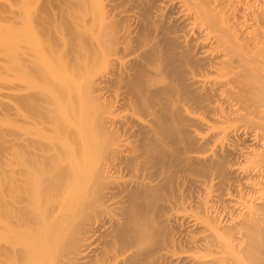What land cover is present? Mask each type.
<instances>
[{
  "label": "bare ground",
  "instance_id": "obj_1",
  "mask_svg": "<svg viewBox=\"0 0 264 264\" xmlns=\"http://www.w3.org/2000/svg\"><path fill=\"white\" fill-rule=\"evenodd\" d=\"M65 1L70 2L72 0H64L63 2ZM76 1L77 2L70 3H80L81 5V1ZM227 1L228 2H226L225 0L223 5L225 7L230 5V10L229 7H227L228 9L226 8V10H224V6H220H223L222 9L224 11L229 10V12L225 13L224 11H222L221 13V8H214L219 10V15L221 14L220 17H222V19H220V17L219 19L223 24L222 26L228 32L227 34H231L229 35L230 37L224 35L226 34V32H222L220 35L217 34V32L214 31L215 29H213L212 27L211 22H215L214 20H217V17H215L217 15L216 13H218L217 10H215L216 13L214 14L215 19L212 17L211 20L209 19L211 22H209L205 19L206 17H204V15H206L207 13L204 14L205 12H202L203 10H200L201 7L199 9V7L197 6L198 4L196 5V2H194V0H95V2H92L95 4L92 5L91 3V7L87 2H85L87 3V5L84 4L85 6L82 4L84 6L81 7L83 11L79 9V6L78 13L79 11H85L84 13H86L87 11L86 14H88V11H90L89 17L88 15L87 17H85V19L87 18L86 21H89V19H91L94 15L95 18L93 17L90 21H93L94 24H99L100 22L99 26L102 30L98 29L100 27L97 28L95 26L97 24L93 25L87 22V24L93 25L95 26L94 28L101 30L99 33L97 32V34L99 35L95 33L92 40H88L89 43L86 40L87 38L85 39L86 36L83 35V37H77L80 40L74 38L72 42L74 43L75 41V44L77 45L79 43H76V41H79L80 44H82V41H86L84 45L88 44V47H86L87 49H94L96 46H98L99 51L95 52L96 58L98 56L97 60H103L102 56L104 52L103 61H109V63H105L107 64L105 65L107 66V71H105V66H103L104 63H102L103 61H97V66L100 65V67L98 66L100 69L104 68V70L99 69V72H101V74L105 72L104 74L100 75V73L98 74L97 72L98 75L95 76L96 73L92 75L95 76L92 80L90 79V76H87V78L89 77L88 79L91 80L90 81L86 79V82L90 81L91 83H85V85L89 83L91 84L89 85V89H87V91L90 90L88 93L90 94V92H92V94H94L93 97L95 96L94 98H96L98 96L100 100L101 97H99V95H107V91L111 93V91L115 89L117 93L114 92L115 90L111 93V95L115 93L114 95H112L114 97L113 102L110 101V98L109 104L104 103L103 101L102 104H106L105 108L106 106L108 107V105L113 106V104H115L114 106L120 107V110L122 107L125 108V110H128L126 109V107L129 108L128 112H132L133 115L136 112L135 109L141 108V110H144L145 113H147L146 117L147 115H149L150 117H152V119L143 116V114L145 113L140 110L141 115L139 113L140 111H137L139 114L136 112L138 116L135 114L137 118L142 117L140 118V121L137 118L136 119L138 121L135 120V116L133 117V115H130V113L122 115L120 114V116H126L120 117L122 119H119L118 117L119 120L113 121L112 118L110 119L109 117V121L105 120V122L107 121L106 123H104V119L103 121L100 120L102 124L99 121L101 124L100 129H103L102 127H104V129L107 130H105L107 133L110 130L112 134L113 129L111 130V128L109 127L115 129L120 128L121 130L118 129L119 131L117 130V133L114 132L116 137L120 131H124L126 133H124L126 136L128 132L132 133V136L138 135L136 137H140L139 134H141L142 136L140 140L137 138V140H139V142H137V144L139 143L140 146L139 149L138 147L133 146L134 149H132L131 152H128L129 154L127 155H120V157H118L119 160L117 159V157L115 158L116 160L112 158L114 161H108L110 158L108 160L104 158L107 161L101 165L99 164L100 162H98L99 167L96 166L98 164L94 162L96 164V167H93L94 171L98 167L95 172L101 170L100 172L102 173L103 169L104 172L106 171V173H108L110 169L116 170V168H119V171L123 170L125 172L126 168L129 171L128 167H132V169H135L137 167L135 171H137L140 175H138L139 177L137 176V178L134 180L129 179L128 182H125L123 180L124 182L120 184L112 183L114 185H112L113 187L108 186V188H106L107 186H104L106 189L99 190L98 192L97 190L99 189V187L101 189V186L98 185L97 189L95 188V190L92 189H94V187H96L97 185L92 186V188H90V193L91 191H96V193L91 194L93 195L92 197H94V202L99 204L98 210L94 209V205L92 208L93 210H95V212H100L99 214L96 212L98 215L96 214L95 217V213L91 215V217L93 216L92 218L90 217L91 213H88L89 215L87 214L88 217L83 213L85 216L82 217V210L79 209L78 212L75 209L79 205V200L78 204L75 203V200L74 203L77 204L76 206L72 205L73 207H75L73 209L76 211V214L74 211L75 215L72 213V210L71 212L70 210H68V212L73 214L72 215L66 212V209H72L71 207L62 209L65 208V205L64 207H61L63 205V202L62 205L58 207L59 204H61V201L64 200H62L61 198L60 201H58L60 194H58V197L57 195L53 197L54 194H52L53 198L50 195V193H54L55 191V194H57V191L59 189H62V191H60L63 192V190H65V194L67 196L66 190L68 189L69 191V187L71 188L70 184H74L72 183V180H76L75 175L72 177L73 179L71 178L72 180H69L70 178H64V176L66 177V173L70 174L67 175V177L73 175L72 169L71 173L63 171L64 176H61L62 169L64 170V168H62L64 163H62V165L61 162L64 159L63 157H67L66 159H64V162H67L71 152L76 151L74 149L77 148H73V142L77 137H75L74 139V137L72 136L73 138L71 137V139L65 133L66 131H64V135H66V137L68 138L66 139L69 140L68 143L70 141L71 143L69 145L67 142L63 144H65V146L68 145L70 150L73 148L70 152L68 147H66V150L68 149L67 151L70 152L68 156H66V154H68L66 150V153H64L63 151L65 147H63L64 149L61 147V142H64V140H62L63 137H58L60 144L58 141L53 142L55 143L54 147L50 146V144L53 146L52 142L50 144L48 143L49 145L44 144V146H46L44 148V152V149L41 148L42 151H40V153L43 152V155L41 154L43 157H41L40 155L41 159H38L41 163L44 161V158H46V156L48 158H50V156H53L55 157L54 159L58 161L59 159H56V157H60L61 155L63 156L61 152H58L59 150L61 151L63 149L62 152L65 154V156H63L62 158L60 157L61 162H57L58 166L56 167L54 165L55 168L60 169L61 172L59 170L56 171L53 167V169H51L50 165L54 163V159H49L52 160V164L49 163L50 161L48 162V160L46 159L47 163H49V166H45L46 162L45 164L43 163L38 165H43L40 167L44 168L45 171H47L45 167H50L51 170H49L51 172L47 171L48 173L50 172L49 174L43 170L49 177L51 175L52 177L53 175H58L53 173L55 171L56 173L58 172L61 174L59 175L61 176L62 180L59 178L60 176H58L59 180H56V176L54 177L55 179L51 177V179L48 178L49 185L47 184V182H44L48 176L46 178L44 177V185H48L47 188L51 187L48 188L49 192L50 189H52V192L49 193L46 190L45 185L44 194L50 195L51 198L49 196L48 197L50 198V200L52 199V202L54 201V198H58V202L55 201L58 204V208L55 207L56 203H54V205L50 206L54 208L51 209V211L60 212L61 208V211L63 210V213L68 214L63 215L61 214L62 212H60L56 213V215H63L61 217L63 220L65 216L71 215V217H69L72 218V220H69V217L67 216V218L65 217V221H72V223L69 221L68 223L73 224V220H75V222L77 223V227L75 223V226L68 225L66 223H64L66 225L61 224L62 226H64L63 229L66 230L65 233L67 232V228L69 226L71 227V229H74L75 227V231L77 233H74L75 231L72 230V234H76L72 237V234L70 235L71 229H69L68 232L71 238L69 239L70 236L68 237L70 241L66 239L67 248H69L68 246H70V248L75 247L74 249L71 248L73 258L71 256L70 257L72 259L68 258L73 260L71 263L135 264L140 260L145 261L146 259L147 261L149 255L152 256L153 253L154 255L155 253H159L160 255L159 260L156 261L155 264H159L161 262L162 264H165L167 259L170 263L172 262V264H217L218 261H220L221 264H226L227 260L228 263L230 262L229 264H242L243 260L241 263L240 256H242L243 254L247 256L246 258H250V263L253 258V260H259L257 251L258 253L261 252L259 250L261 241H264V239L260 240L261 235L264 236V15L258 14V12L256 14L252 12L255 15H253L254 19L257 21V23L254 24L260 25L261 23V25H263L262 29L261 26L260 28L258 27L259 30H262H260L261 32L255 28L259 34H256L257 36L254 35V31L256 30H249L250 32L254 33H252L254 36H256L252 37L250 36L251 34H248L249 31H247L249 28H251L248 27L250 26L248 24V21L247 24H245L244 22L239 23L241 17L239 20L236 17L235 9L239 7L236 8V4L234 5L233 1L230 0V3L229 0ZM83 2L84 1H82V3ZM225 2L227 3V5H225ZM220 3L221 2L217 1L218 7H220ZM211 5L213 7V3ZM66 6H69L68 3L66 4ZM86 6H88V8L90 7L92 10H95L97 8V12H95L97 14L99 12V20L96 19L95 15L97 14H94L93 12L91 13V10ZM93 6L95 7V9ZM245 6L247 5L245 4ZM208 7L210 8L209 4ZM84 8L87 9L85 10ZM245 8L243 7V10ZM212 10L214 11L213 8ZM69 12L71 11L69 10ZM213 13L211 12V14ZM209 17L211 18V16ZM41 20H44L43 16ZM240 21H242V19ZM74 23L76 22L74 21ZM217 23L218 22H216V26L218 25ZM78 25L82 26V23H78ZM78 25L75 26V29H77V31L81 28V26L80 28H78ZM83 26V28L85 29L88 25L86 27L85 25ZM205 26H208L209 28ZM87 28L85 30H87ZM91 28L92 26L89 27L88 31H80L85 35V32L90 33ZM94 28L93 31H91V33L93 32V34L94 31H97L94 30ZM211 30L213 31L211 32ZM73 31L74 37L80 32L79 31L77 33L76 30ZM88 35L90 36V34ZM226 36L228 37L226 38L227 44L225 41V43H222L223 45L220 44L221 42L218 43ZM221 37L222 39L220 40ZM83 38L85 40H83ZM89 38L91 39V36ZM240 40L243 41V43ZM102 41H105L106 43H102ZM101 43L105 45L107 44L105 46L106 48ZM236 43H238L237 46H239V50L237 49V51L235 50L237 47ZM75 44H73L72 46H75ZM161 44H164L165 47L160 46ZM224 44L226 46H224ZM100 45L102 47H99ZM220 45H222L221 47H227L225 49V52H232V56L242 54L241 58H237L240 59L241 62H238V64L236 65L238 66L240 64L239 66L243 67V71H241L242 67L239 68L241 72L236 69L238 67H236V65L234 64L236 67L235 70H238L239 72L235 73V76H230V74L233 73L230 70L229 71L231 73H226V76H234L235 79L233 78L231 80H228V77H226L227 80H224L219 79V76L216 77L224 67L225 63L229 66L231 65V61L233 63L235 62L233 60H236L233 57L231 59L228 58L229 60H225L224 58L225 56H227V54L222 51L221 48H217L219 51L215 48L216 46ZM242 46L244 48L246 47L243 53L242 51L244 49L242 48ZM161 47H163V49L160 50H164L163 52L159 50V48ZM78 49L79 48H76L75 52L78 53ZM82 49L85 48L82 47L79 50V53L80 51L83 52ZM90 49L88 50L89 52L92 51L93 56V49ZM102 49L103 52L101 53L100 51ZM85 50V53L83 52L85 55H83V53L82 55L85 56V58L87 57L91 60L93 57L90 56L91 54H87L88 50L87 52ZM240 50L241 53L236 54L238 51L240 52ZM99 55H101V57H99ZM106 55L110 56L109 58H107V60H105V58L107 57ZM158 58H160L161 61H158ZM94 59L92 60L95 62ZM153 59H156L154 60L156 65H158V62H164L163 65H165L164 67L166 69L165 73L168 72L167 76L170 77L166 82L164 81L162 84L157 83V81L162 82L163 79H161V81H154V78H156L153 77L155 72L154 70H158V68L155 69L154 67L153 70V67H150V63H153ZM252 63L258 64H253L254 67H252L250 66L252 65ZM93 65L95 66L96 63H94ZM97 66L92 68H97ZM232 67L233 66H231V69ZM227 69L230 68L228 67L226 68V70ZM94 70L95 69H92V71L89 70V75H91ZM157 74L158 73L156 72L155 75ZM220 74L222 75V73ZM242 87L245 89L242 90ZM238 88H240L242 91ZM111 95H109L108 97H110ZM11 97L12 91L10 88L0 89V147L1 145H11V142L14 140L9 134L11 128ZM97 106H99V102ZM113 119L115 118L113 117ZM96 123V125L100 126L98 122ZM96 125H94V127H96L95 130L97 132L98 129ZM69 129L70 131H72V128ZM76 131L77 130L74 128L73 132L76 133ZM100 131L105 133L104 130ZM111 138L113 141H117L118 143V139L120 137H117V139H114L113 137ZM137 140H135V143ZM76 142L75 147L77 145ZM135 143L134 145H136ZM110 144L115 146L116 143L112 144L111 142ZM119 145L120 144H118V146ZM41 146L43 145L41 144ZM47 146H50V149L46 151V149L49 148ZM114 148L112 149V151L115 150ZM106 149L108 148L106 147ZM77 150H79V148ZM57 153L61 155L59 156ZM76 153V159H79L77 158L78 152ZM78 157L80 156L78 155ZM73 158L74 157H72L71 161H73ZM80 158L82 159V156ZM83 158V160L86 159V154L85 156H83ZM100 158H102V156ZM141 158H143L144 160ZM238 159L241 160V162L244 161V163L250 162L249 164L251 166L248 164H240V166L238 164V166H235L236 163L234 164V160ZM39 161L38 163H40ZM71 161L70 159L68 160V162ZM141 161L143 162V164ZM74 162H76L75 158ZM256 162H261L262 166H254V163ZM35 163H37V161ZM251 163H253V165ZM59 164L62 165L61 168L59 167ZM65 164H69V168L72 167V164L70 163ZM79 164L80 161L77 162V165ZM141 164L143 165V167L151 166V169H154L153 167H157V169L155 168V172H152L153 170H147L148 172L145 171L147 168L144 170L142 169V171ZM73 165L76 164L74 163ZM65 166L67 167V165ZM76 166L74 168V173L77 172L76 168L78 169V166ZM80 169L84 171V168ZM52 170L55 171L52 172ZM34 172L36 171L34 170ZM34 172H32L31 174H33ZM29 173L30 171L27 172L28 175H30ZM134 173L137 174L136 172ZM77 176L79 177V175ZM9 178H7L5 182L2 183V185L0 183V186L2 188L4 184V186H9L11 184L10 181H12V179L8 180ZM81 178L82 177H80L79 179ZM80 182L83 181L81 180ZM185 182L186 184L188 182V186L190 188H186V184L184 185ZM64 186L69 187L65 188ZM182 188H186V191L184 192ZM74 189H77V187ZM72 191L75 190L72 189ZM87 193L86 196H88ZM68 196H64L67 201L71 199L68 198ZM89 197L91 198V196ZM93 199H89L90 202H93ZM84 203L85 202H83L82 204ZM96 203L94 204L96 205ZM84 205L86 206V204ZM90 205H92V203ZM101 205L106 208L105 211L102 210L101 212L99 210L101 208ZM85 206L82 205V208H84ZM86 207L84 209L89 210V207ZM104 207H102V209ZM42 212L40 214L43 215ZM239 212L241 214H239ZM45 213H47V211ZM45 213L44 215L48 214L47 216H49L50 210L47 214ZM53 213L51 212V215L55 217ZM38 214L39 213H37L36 215L34 213V215H36L35 218L37 219V221H39L40 219L38 217ZM42 215L41 218L46 219L47 216L44 217L43 215L42 217ZM59 216L58 219L62 220ZM72 216H75V219H73L74 217ZM54 217L51 218L55 220ZM84 217H87V223H85L86 221L83 220ZM46 220L43 222L47 225V223H49V219ZM51 221L52 220H50V222ZM167 221H170L172 223L174 221L179 224L180 238H178V236L176 237V235V238L173 236V234L175 233L174 231H171V233L173 234L168 232L169 225L167 226ZM55 222H58V225ZM55 222H51L50 224H55L54 227H58L55 228V230H59L60 222L57 220H55ZM185 223L187 224L185 225ZM37 225H39V223H37ZM51 225L49 226L48 224L47 228L48 226L51 227ZM62 226L60 228L61 230ZM237 226L241 227L242 237H239L240 234L238 236L234 234V230H236L235 227ZM45 229L46 228L44 227V231L46 232L51 231V234L52 232H55V234L51 235L55 236L53 237V243H56L55 239L59 233L60 235L65 234L61 233L64 231L60 230L61 232L57 231L58 234L56 235L57 232L52 227L50 230ZM62 237L65 238L66 235ZM97 238H101L102 242L96 245L95 241H97ZM165 238H167V240H165ZM58 239L61 238L59 237ZM175 240H178L179 243ZM64 242H60L61 246ZM91 243H94L93 246L95 245V247L93 248V253H91L92 250H90V253L93 255L88 254ZM174 243H178L179 245L177 244V246L180 247L181 245H185L183 247H188L189 250H191V248L196 249V251L201 250L200 252H203V254L201 253L202 255L200 254L198 256L187 254V250L183 249V247H181L180 249L181 252L172 251V253L169 254L168 248L172 244V246H175ZM164 244H166V246H164ZM63 245V247L65 248V243ZM163 247L165 248L164 251H166L167 248V253L161 250ZM67 248H65L64 251ZM173 248L175 249L176 247ZM237 249L243 251L244 253L242 252V255L237 254ZM221 252H224V255H226L225 253H227V256L221 257ZM250 254L253 258L250 257ZM85 255H87L89 258L80 260V258H83ZM238 255L240 259L238 258ZM255 256L257 258H255ZM221 260L225 261L222 263Z\"/></svg>",
  "mask_w": 264,
  "mask_h": 264
},
{
  "label": "rangeland",
  "instance_id": "obj_2",
  "mask_svg": "<svg viewBox=\"0 0 264 264\" xmlns=\"http://www.w3.org/2000/svg\"><path fill=\"white\" fill-rule=\"evenodd\" d=\"M63 1L64 0H0V89L10 88L12 91V97L10 99V102H11V104H10L11 128H10L9 134L11 135L12 139H14L11 142V145L10 144L8 146L7 145H1L2 148L0 147V181H1L0 183L2 185V183H4L5 180L9 177H11V178H9L8 180L12 179V181H10L11 184L9 186H4L5 184L3 185V188L0 186V264H59V262H60V264H68V263L73 264V263H71L73 261V260H71L73 258L71 248L74 249L75 247L70 248V246H68L70 248V250H69V248H67V240L66 239H68V237L72 234V230L75 231V227H74V229H71L70 226L69 227L67 226L68 228L67 227L66 228L68 230L65 233L66 230L63 229L64 226H62V225L64 223H66L68 225H73V226L76 225V227H77V223L75 222V220H73L75 225H74V223L73 224L68 223L69 220H72V218H70L71 215H67L68 217L70 216L69 220L66 219L68 221H65V217L67 218V216H65L64 220H63L61 218L65 214V213H63V210L61 211V208H60V212H62L61 214H63V215L61 216V214H60V216H59V215H56V213H60V212L51 211V209H54V208H52L50 206H52V205H54V203H56L55 207H57V205H58L57 202L60 201V199L62 198V200L64 199L65 202H64V200L61 201V204H59L58 207H60V205H62V202H63V205L61 207H64V205H65V208H62V209H66V208L71 207L72 209H70V208L66 209L67 210L66 212H68V210H70V212H71V210H72V213L74 214L75 210H73V209L75 207H73L72 205L76 206L78 204V200H79V205L81 207L78 205L77 208L78 207H80V208H78V209L75 208V209L78 212H79V209L82 210V217L87 215L88 213L89 214L91 213L90 217H91V215H93L95 213L94 214V217H95V215L97 213L99 214L100 212H98V211H96L97 213L95 212L96 209L98 210L99 204L94 202V199H93L94 197H92L93 196L92 194L96 193V191L95 192L91 191L92 194L90 193V188H92V186L97 185L92 190H95V188L97 189L98 185L101 186V189L99 187V189L97 190V192H98L99 190H103V189L108 188V186L111 187L115 183L120 184V183H123L124 181L128 182L129 179L134 180L137 178L138 175H140L137 171H135V169L137 167L135 169L134 168L132 169V167H128L129 171L126 168L125 172L123 170H122L123 172L119 171V168H116V170L112 169L113 171L110 169V171H108V173H106V171L104 172L103 169H102V173L100 172L101 170H98L100 173L98 171L95 172L98 169L99 164L101 165V164L105 163L109 158L110 159L108 161H110V160L114 161V160H116L115 159L116 157L119 160L118 157H120V155L129 154L128 152H131L132 149H134L133 146L138 147V149H139L140 146H139V143L137 144V142H139L142 135L139 134L140 137H136L138 135H133L134 136L133 137L132 133L128 132L130 134V136L128 133L126 136L125 135L126 133L124 131H120L121 133L119 132V134H118L119 136L117 135V137H120L119 138L120 142L118 139V143H117V141L116 142L113 141L111 137H113L114 139H117L114 132L117 133L119 130H121L120 128L115 129V128L109 127V128H111V130L113 129L112 134H111L110 130L107 133L106 132L107 130L104 129V127H102L103 129H100L101 124H102V122L100 120L103 121V119H104V123H106L107 121H109V117H110V119L112 118V120L114 121V120L122 119L120 117L126 116V115L120 116V114L122 115V114L130 113V115L131 114L133 115V113L128 112L129 108H127V107H126V109H128V110H125V108H123V107L120 110V107L114 106L115 104H113V106L108 105V107L106 106V108H105L106 104L105 105L102 104L103 101H104V103L109 104V98H110V101L113 102L114 97L112 95H114L115 93H113L112 95H111V93L115 89H113V91H111V93H109V91H107L106 92L107 95H105V94H103L101 96L99 95V97H101L100 100H99L97 95H96L97 96L96 98H98V99L94 98L95 96L93 97L94 94H92V92H90V94H89L88 92L90 90L87 91V89H89V85H91L90 81L99 73H100V75L105 73L102 71L103 73L101 74V72H99L100 65H98L99 67L97 66V64H98L97 61L100 60V59L97 60L98 56L96 58V53H95V52L99 51L98 46L95 45L97 48L96 47L94 49L92 48L93 52L95 54V55L93 54V56H92V51L89 52V50H88L90 48H88V49L86 48V47H88L87 46L88 44L84 45V43L86 41H84V42L82 41L81 42L82 44H80L79 41H76V43L78 42L80 45L79 44L76 45L75 41H74V43L72 41L74 38H77V37L80 38L83 35V36H86L85 39L87 38L86 40L88 42V40L89 41L92 40L95 33L97 34V32L99 33L102 30L101 27L99 26L100 22H99V24L95 23V24H97V25H95L93 23V21L92 22L90 21L94 17V15L92 16V14H91L92 18L90 17L91 19H89V21H86L87 18L85 19V17H87V15L89 17L90 11H88V14H86L87 11H86V13H84L85 11L82 12L83 9H81V7H84L85 5H87V3L91 7L93 4H95V3H92L93 1L95 2V0H78V2L81 1V5L85 4L84 6L83 5L81 6L80 3L71 4L72 2H77L76 0L70 1L71 3L69 1L68 2L67 1L63 2ZM82 1H84V2L82 3ZM209 1H211V2H209ZM217 1L221 2L219 4V6H220V5L224 4L225 0L224 1H222V0H208V1L207 0H194V2H196L195 4L196 5L198 4L197 6L199 7V9L201 7L200 10H203L202 12H205L204 14L207 13L206 14L207 16L204 14L203 15H204V17H206L205 19L209 22H211L210 20L212 19V17L214 18V14L216 13L215 10H217L215 8H218V9L221 8V13H222V11L226 10L227 7H229V10H230V5H229L230 0L228 3L229 6L225 7L223 5L225 8L224 10L222 9L223 6L218 7ZM231 1L234 2V5L236 4L235 5L236 8L239 7L237 9H235L237 19L239 20L240 17L242 19V21H240L241 19L239 20V23L244 22L245 24H247V21H248V24L250 25L248 27L252 28V29L251 28L248 29V27L246 25V27L248 29L247 31H249V30L254 31L256 29L258 31H260L263 28L262 26L264 24L263 25H261V23H260V25L254 24V23H257V21L254 19L253 13L256 14L258 12V14L264 15V2H263L264 0H252V1L251 0H240V1L235 0L237 3L234 0H231ZM85 2H87V3H85ZM226 2H228V1L226 0ZM247 2H248V4H247ZM257 2H258V4H257ZM67 3L70 6V7L68 6L69 8L66 6ZM91 3H92V5H91ZM212 3H213V7L211 5ZM244 3L248 6V8H247V6H245ZM208 4L210 5V8L208 7ZM225 5H227V3ZM79 6H80V8H79ZM88 6H86V7L88 8ZM90 7L88 9L91 10V13L93 12L94 14H97L96 13L97 8L95 9L96 6L94 7L95 10H92ZM243 7L244 8L246 7L245 8L246 10L245 9L243 10ZM78 8L80 10H82V11H79V13H78V10H79ZM212 8L214 9V11L212 10ZM69 10L71 12H69ZM74 10H75V12H74ZM229 10L224 11V12L227 13V12H229ZM241 10H242V12L243 11L244 12L242 13ZM210 11L212 13L213 12L214 13L211 14ZM217 12L218 13H216L217 15L215 16V17H217L216 18L217 20H214L215 19L214 18L213 20L215 22H211L213 29H215L214 31L217 32V34H219V35L222 32H224V33L226 32V34H224V33L223 34L230 37L229 35H231V34L230 33L227 34L228 32L222 26L223 24L220 20V19H222V17H220L221 14L219 15V10H217ZM42 16L44 17L43 21L41 20ZM95 16H96V19L99 20V18H100L99 12ZM209 16H211V18ZM219 17H220V19H219ZM244 18L246 19V22H245ZM98 20H97V22H98ZM252 20H253V22H252ZM74 21L76 23H74ZM87 22L95 25L97 28L100 27L98 29H101V30L94 28L95 26L87 24ZM216 22H218L217 23L218 27L216 26ZM78 23L79 24L82 23V26L78 25ZM74 24L78 25L77 26L78 28H80V26H81L82 29L80 28L77 31V29H75L76 25H74ZM83 25H85V27L88 25L87 26L88 28L86 27L87 30H85L86 28L85 29L83 28L84 27ZM256 25H258V26H256ZM91 26H92V28L90 29L91 31H93V28H94V30H97V31H94V34H93V32L91 33V31H90V33L85 32V35H84V33H82V32L84 30L88 31L89 27H91ZM260 26H261V29L259 30ZM205 27H208V26H205ZM73 30H76L77 33L80 30H82V32L80 31L78 34L76 33L77 35L75 34L76 36L74 37V35H73L74 31ZM212 31L213 30H211V32ZM256 31H254L255 34L253 32H250V31L248 34H251L250 36L253 37L254 35L258 34V31H257V33H256ZM88 34H90L91 39L89 38L90 36ZM223 34H222V36H223ZM72 35H73V38H72ZM97 35H99V34H97ZM227 36L224 39H222V37H221L220 40L221 39L222 40L219 41L218 43L221 42L220 44H222L224 41L226 42V40H227L226 38H228ZM256 36H254V37H256ZM79 38H77V40H80ZM85 39L83 38V40H85ZM103 42L106 43L105 41H102V43ZM241 42L243 43V41H241ZM72 43L75 44V46H72L73 45ZM226 44H227V42H226ZM237 44L238 43H236V46H237ZM102 45L105 47L107 44L106 45L102 44ZM222 45L216 46L215 47L216 50H218L217 48L219 47V48H221L222 51L225 52V49L227 47L226 48L224 47V46H226L225 44L223 47H221ZM160 46L165 47L164 44L163 45L161 44ZM82 47L86 49V50L82 49L83 52H84V50L86 52L88 50L87 54L88 55L91 54L90 56L93 57L92 59H94V57H95V59H94L95 62L92 59H91L92 60L91 61L89 58H87V57L85 58V56H83V55H85L84 54L85 52L83 53L82 51H80V53H79V50ZM99 47H102V46L100 45ZM163 47L159 48V50L163 49ZM238 47L239 46L236 47V49H235L236 51H237ZM76 48H79L77 50L78 53L75 52ZM242 48L244 49L242 51V53H243L245 51L246 47L244 48L242 46ZM92 49H90V50H92ZM99 49H101V48H99ZM160 51L163 52L164 50L163 51L160 50ZM100 52L102 53L103 49ZM100 52H98V53H100ZM106 52H105V54H106ZM82 53H83V55H82ZM239 53H241V50H240V52L238 51L236 54H239ZM226 54H227V56H225V58H224L225 60H229L232 57L235 58L236 60H233V61H235L233 63L231 61V65H229V66L225 63L222 70L217 74L216 77L219 76V79H224V80H227L226 77H228V76H226V75L231 73L230 71L233 72L232 74H230V76H232V75L235 76L236 75L235 73H238L240 71L239 68L242 67V66H239L240 64L238 66L236 65V64H238V62L239 63L241 62V60L237 59V58H239V57L241 58L242 54L234 55V56H232L233 55L232 52L226 53ZM99 57H101V55H99ZM102 57L104 60V52H103ZM109 57L110 56H107L105 58V60H107V58H109ZM160 58H158L159 59L158 61H161ZM156 59H153L152 60L153 63H150V67H153V70H154V67H155V69L158 68V70L157 69L154 70L155 72H154L153 77H156V78H154L155 80L154 79H152V80H154L156 82V80L161 81V79H163L162 82L157 81V83L162 84L164 81L166 82L167 79H169L170 77L167 76L168 72L165 73L166 69L164 67L165 65H163L164 64L163 60H162L163 63H159L158 61H156V62H158V65H156V63L154 62V60H156ZM150 62H151V60H150ZM242 62H244V61H242ZM94 63H96L95 66H97V68H92V67H95L93 65ZM102 63H104V65L103 64L102 65L105 66V65H107L105 63H109V61H107V62L103 61ZM234 64L238 68H236ZM253 64L254 63H252V65H250V66L254 67ZM257 64L258 63H255L254 65H257ZM108 65H110V64H108ZM226 65L230 68V69H227L228 71L230 70L229 72L226 70V68H228ZM103 66H102V68H103ZM231 66H233L232 69H231ZM106 67L107 66H105V71H107ZM235 68L238 69L239 71L238 70L236 71ZM92 69H95V70L91 75H89L90 74L89 70L92 71ZM241 69H242L241 71H243V67ZM100 70H104V68L100 69ZM234 70H235V72H234ZM97 72H98V74H97ZM156 72L158 73L157 75H159V74L160 75L159 76L155 75ZM220 73H222V75ZM94 74H95V76H92ZM224 74H225V77H224ZM220 75H221V77H220ZM87 76H90L91 80L88 79L89 77L87 78ZM230 76L228 77V80L229 79L231 80L233 78L235 79L234 76L233 77H230ZM157 77H158V79H157ZM86 79L90 80V81L87 80L88 82H90L87 85H85V83H88V82H86ZM238 89H240V88H238ZM241 89L244 90L245 88L242 87ZM241 91H240V94H241ZM114 92L117 93L116 90ZM109 95H111V96L108 97ZM98 102H99V106H97ZM47 104H48V106H47ZM110 108L112 111L110 110ZM122 109H123V111H122ZM259 109H261V108H259ZM108 110H109V112H108ZM135 110L137 112V111H140L141 108H139V109L137 108ZM135 110H132V111H135ZM141 111H143L145 113L144 110H141ZM141 111L139 112L140 115H141ZM136 112H135V114L137 115L138 112L137 113ZM135 114L133 115V117L135 116L134 119L135 120L138 119L140 121V118H142V117L137 118ZM146 114L147 113L143 114V116L146 117ZM127 116H128V114H127ZM113 117L115 119H113ZM118 117H119V119H118ZM146 118L152 119V117H150L149 115H147ZM105 120H107V121L105 122ZM141 120H143V119H141ZM95 121L98 122V124H100V122H101L100 126L96 125L97 123ZM144 122H147V121H144ZM72 123H74V124H72ZM148 123H149V121H148ZM94 125L97 126V129H98L97 132L95 130L96 127H94ZM92 127H93V129H92ZM62 128H64V129H62ZM69 128H72V131H70ZM74 128L77 130L76 133L73 132ZM99 129L104 130V131L106 130V131L104 133V132H101ZM61 131H63V132H61ZM64 131H66L65 133L70 138L72 136L74 137V139H75V137H77L76 140H74V142H73L74 143L73 148H77V149L79 148V150L74 149V150H76V151L73 150L75 153L71 152L73 149L71 147L72 145L70 146L72 148L71 150L68 146L71 143V141L68 143L69 140H67L68 138L66 137V135H64L65 134ZM109 132H110V134H109ZM58 137L59 138L63 137L62 140H64V142L61 140L62 146L61 145L60 146L62 148L65 147V149L63 148L64 150L63 149L62 150L64 151V153H66V152L68 153V154H66V156H68L70 154V152H71V154L74 153V154H72L73 156L71 154H70L71 156L69 155L70 161H71L72 157L75 158L76 162H74V158H73V161H71V162H74L76 165H77V162L80 161L81 165L80 164L77 165L78 169L76 168V171H77L76 173H74V171H75L74 168L76 166V165H73L74 163L68 162L69 159L67 160V162H64V159H66L67 157H63V156H65V154L62 152V150L61 151L59 150L58 152L59 153L61 152V154H63V156L61 154L57 153L59 156L61 155L60 156L61 158L62 157L64 158L62 160V162L60 160L61 158L58 157L57 155H56L57 156L56 159H59L58 161H56L54 159L55 157H53V156H50V158H48L46 156V158H44V161L42 163L39 161L41 159V157H43L42 155H43V152L45 151L44 148L46 146H44V144L47 145L48 143L50 144L51 142L53 143L54 141L59 142ZM137 138L139 140H137ZM32 140H33V142H32ZM135 140H137L136 143H135ZM65 142H67L68 145L65 146V144H63ZM75 142L77 144L76 147H75ZM108 142H109V144H108ZM111 142H112V144L116 143L115 146L111 145L110 144ZM134 143L136 145H134ZM41 144L43 146H41ZM59 144H60V142H59ZM104 144H106V145H104ZM118 144H120V145L118 146ZM54 145H55V143H53V146L50 144L51 147H54ZM50 146H47L49 148H47L46 151L50 149ZM66 147H68L70 152L67 151L68 149L66 150ZM106 147L108 149H106ZM114 147H117V148H114ZM41 148L44 149L42 153H40V151H42ZM113 148L116 151L115 150L112 151ZM65 150H66V152H65ZM117 151H118V153H117ZM76 152H78V155L80 157L82 156V159L80 157H78V155H77V158H79V159H76V154H77ZM85 154H86V159L83 160L85 158V157L83 158V156H85ZM40 155H41V157H40ZM46 155H47V152H46ZM101 156H102V158H100ZM51 157H53V158H51ZM104 158H106L107 160ZM46 159L48 160V162L50 161L49 163H51V164L54 162L52 165H50L51 169L54 168L56 171L59 170L60 172H61V170L58 168H55V166L56 167L58 166L57 162H59V161L61 162V164L64 163V165L62 164L63 167L61 164H59L60 168L61 167L64 168V170L62 169V175L58 172L56 173L55 170H52V172L55 171V172H53L54 174H58V175H53V177H52L51 174H53V173H51L50 174L51 178H54L56 176L57 177L56 180H59V178L61 179V176H64L63 175L64 172L67 171V172L71 173L73 171V173H72L73 175L71 174L72 176L67 177V175H70L67 173H66V177L64 176V178H70L69 180H72L73 179L72 177L74 175L76 177V180H74V179L72 180V183H74V184H72V185L70 184L71 188L69 186H66V187L64 186L65 188L69 187V191L67 189L66 193H67V196L68 195L70 196V197L68 196V198H71V199H69L70 201L69 200L67 201V199L65 198V197H67L65 194V190H63L65 195L63 194V192H61L62 189H59L57 191V194H55L56 191L54 193H50V192H52V189H50V192H49L48 188H51V187L47 188V186L49 185L48 181L51 178L46 173H48L47 171H50L51 169H50V167L49 168L45 167L46 165L49 166V163H47ZM49 159H52V160L54 159L55 161L52 162V160H49ZM141 159H143V158H141ZM36 161H37V163H35ZM38 161L40 163H38ZM45 162H46V164H45ZM94 162H96L97 164H98V162H100V163L98 165H96ZM43 163L45 164L44 167L46 168L47 171H45L44 168L40 167L43 165H40V166L38 165V164H43ZM65 163L72 164V167L69 168V164H65ZM84 163H86V164H84ZM245 163H244V161L241 162V160H239V159L234 160L235 166H238V164H239V166H240V164L250 165L249 164L250 162H248L246 164ZM33 164H35V165H33ZM142 164H143V162H142ZM142 164H141V166L143 167ZM251 164L253 165V163H251ZM254 164H255L254 166H256V165L262 166L261 162H256ZM65 165H67V167ZM95 165L98 167H97V169L95 168L96 170L94 171L93 167H96ZM79 167L84 168V171L82 169H80ZM142 167H141V170L142 169L144 170L147 168L145 171H147V170L152 171L153 170L152 172H155L157 169V167H153L154 169H151L152 168L151 166H150L151 168L149 166L148 167L146 166L143 168ZM67 168H68V170H67ZM148 168H150V169H148ZM33 169L36 172H34ZM71 169H72V171H71ZM121 169H123V168H121ZM132 170H134V171H132ZM29 171H30V173H29L30 175L27 174V172H29ZM93 171H94V173H93ZM32 172H34L35 174L34 173L31 174ZM134 172H136L137 174H135ZM77 173H79V174H77ZM76 174L79 175V177ZM99 174H101V175H99ZM58 176H60V177L58 178ZM18 177H19V179H18ZM44 177L45 178L47 177V178L45 179ZM80 177H82V178L79 179ZM103 177H105V178H103ZM44 179H45L44 182H47V184H48V185L45 184L46 186L44 185V182H43ZM81 180L83 182H80ZM108 184H110V185H108ZM185 184H186V182L184 183V185ZM44 186L46 187V190L50 193L51 197H52V194H54L53 197H55L56 195L58 197V194L61 195V197L59 195V199L57 198L58 201L56 198H54V201L52 202L51 201L52 199L50 200V198H51L50 195L44 194L45 193V187ZM104 186H107V187L105 188ZM185 186H186V188L189 187L188 182ZM43 187H44V189H43ZM76 187H77V189H74ZM186 188L185 189L182 188L184 190V192L186 191ZM72 189L75 191H72ZM39 192H40V194H39ZM59 192H61L62 194ZM68 193H71V194L73 193V194L71 195ZM86 193L88 196H86ZM174 194H175V192H174ZM45 196L47 199L45 198ZM89 196H91V198ZM85 197H86V200H85ZM89 199H93L92 200L93 202H90ZM75 200H76V202H75ZM55 201H57V202H55ZM81 201H82V203L85 202L84 204H86V206L90 205L91 203H92V205H90L91 207L88 206L89 207L88 208L84 204H82ZM74 202L77 204H75ZM94 203H96V205ZM67 204H68V206H67ZM69 205H71V206H69ZM82 205L85 206L86 208H88L91 212L89 210L84 209L85 207L82 208ZM93 205H94L95 210H93V208H92ZM102 207H104V206L101 205V208L99 209L101 212H102V210L103 211L106 210L105 207L103 209H102ZM36 208H37V210H36ZM44 209L45 210L47 209L46 210L47 213L50 210L49 216L51 215V212L52 213L54 212L53 214L55 215V217L53 215H51L50 217L47 216L48 214L45 213L46 211ZM42 210H43V212H42ZM83 210L86 212H84ZM55 211H57V210H55ZM92 211H93V213H92ZM36 212L39 214L42 212L43 215H44V213L47 214V215H44V217L47 216L46 219H49L48 220L49 223H47V225L49 224V226L51 225L50 224L51 222L54 223L55 220L59 221L60 222L59 223L60 224L59 230L58 229L55 230V228H58V227H54L55 224L54 225L52 224L51 227L54 228V230L56 232L57 231L59 232L61 230L60 228L62 226L61 231H64V232H61V231L60 232L65 233L64 235H66V237L65 238L62 237L64 235L63 234L60 235V233L58 234V232H57L56 235L58 234L61 239H58L59 237L57 235V237L55 239L56 243H53L54 242L53 237H55V236L54 235L51 236V235L55 234V232L54 233L52 232V234H51V231H48V232L44 231V227L48 230H50L51 227L48 226V228H47V225L43 222L46 219L41 218L42 214H40V215L38 214V217L42 221L40 219H39V221H37V219L35 218L37 215ZM70 212H68V213L72 214ZM240 212H239V214L242 213V212L241 213ZM34 213L36 215H34ZM68 213H66V214H68ZM75 214H76V211H75ZM43 215H42V217H43ZM88 215H87V217H88ZM58 216L64 222L62 220H59ZM51 217H54L55 220H53ZM56 217H57V219H56ZM72 217H74L73 219H75V216H72ZM87 217L86 218L84 217L85 219L83 218V220L86 221L85 223H87ZM89 218H88V220H89ZM50 220H52V221L50 222ZM40 222H43V223H40ZM46 222H47V220H46ZM61 222H63V223H61ZM69 222L72 223V221H69ZM37 223H39V225H37ZM168 223H170V224H168ZM168 223H167V226L171 225L170 228L168 226V232L171 233V231L172 232L174 231L178 235L175 233L174 234L171 233V234H173L174 237L176 235V237L178 236V238H180L179 237L180 236L179 235V233H180L179 224L174 222V221H173L174 226H173L172 222L169 221ZM66 224H64V225H66ZM186 224L187 223H185V225ZM174 227H175V229H174ZM238 227H240V226L235 227L236 230H234V234L237 236L240 234L239 237H242L241 227L240 228H238ZM69 229H71L70 235L68 232ZM178 230H179V232H178ZM74 233H76V231ZM74 233L72 234V237L77 234V233L76 234H74ZM67 234H68V236H67ZM70 238H71V236L69 237V239ZM262 239H264L263 235H261L260 240H262ZM165 240H167V238H165ZM175 241L177 242L178 240H175ZM60 242L65 243V246H66L65 248H67L65 251H64L65 248L63 247L64 243L61 246ZM100 242H102L101 238H99V239L97 238V241H95L96 245L98 243L100 244ZM178 243H179V241H178ZM178 243H176V244L174 243L175 246H172L173 244L170 245L172 250L169 247L168 248L169 251L167 250V248H166V251H168L169 254L172 253V251L173 252H179L181 247H183L185 245H181V247H180V246H177ZM259 243H260V241H259ZM263 243H264V241L263 242L261 241V245L259 244L260 245L259 250L261 252L258 253V251H257L258 258H259L258 261H257V259L253 260L254 258L251 257V254H250V257L253 258L251 260V263L253 261H255L252 264H259V263L264 264V262H263L264 261V259H263L264 258V251H263L264 250V244ZM93 244L94 243L90 244V247L88 250V254H90V255H93V254H91V253H93V248L95 247V245L93 246ZM164 246H166V244H164ZM173 247H176L175 248L176 250ZM183 249L187 250V254H190L193 256H198L201 253L203 254V252H200L201 250L196 251V249H194V248H191V250H189L188 247H186V248L183 247ZM90 250H92V252ZM161 250L164 251L165 248L163 247ZM166 251H164V252L167 253ZM197 252H199V253H197ZM224 252L220 253L221 257L227 256L228 250H227V253H225L226 255H224ZM236 252L239 255H242L244 253L243 251H240L238 249L236 250ZM213 253H215V252H213ZM222 253H223V255H222ZM220 254H219V256H220ZM216 255H217V253H216ZM239 255H238V258H239ZM256 256H255V258H257ZM242 257H243V259H242ZM246 257L247 256L244 254L242 256H240L241 259L240 258L239 259L241 260V263L243 260L244 264H251L250 258L248 257L249 258L248 259ZM68 258H71V259H68ZM87 258H89V257L87 255H85L83 258H80V260L81 259L85 260ZM159 258H160L159 253H157V254L155 253V255L153 253L152 256L149 255L147 261H146V259H145V261L140 260L135 264H153V263L155 264L156 261L159 260ZM61 259L63 262L61 261ZM224 261L225 260H223V261L221 260L222 263ZM166 263L172 264V262L170 263L168 261V259L166 260L165 264ZM229 263L227 260L226 264H229ZM159 264H162V262ZM217 264H221L220 261H218Z\"/></svg>",
  "mask_w": 264,
  "mask_h": 264
}]
</instances>
